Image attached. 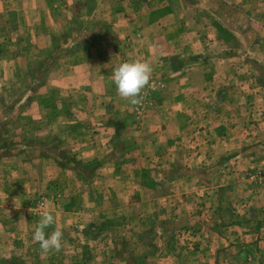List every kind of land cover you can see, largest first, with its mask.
Masks as SVG:
<instances>
[{
	"label": "rangeland",
	"instance_id": "rangeland-1",
	"mask_svg": "<svg viewBox=\"0 0 264 264\" xmlns=\"http://www.w3.org/2000/svg\"><path fill=\"white\" fill-rule=\"evenodd\" d=\"M257 53L264 0H0V264H264Z\"/></svg>",
	"mask_w": 264,
	"mask_h": 264
},
{
	"label": "clouds",
	"instance_id": "clouds-1",
	"mask_svg": "<svg viewBox=\"0 0 264 264\" xmlns=\"http://www.w3.org/2000/svg\"><path fill=\"white\" fill-rule=\"evenodd\" d=\"M256 56H264V53H257ZM152 73L153 67L147 62L135 60L122 63L113 74L118 94L129 100L132 105H141L144 90L150 85ZM55 224L54 214L49 210H44L33 234V240L39 243L42 252H59L63 247V232L58 227L50 234L45 231Z\"/></svg>",
	"mask_w": 264,
	"mask_h": 264
}]
</instances>
